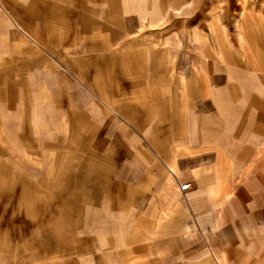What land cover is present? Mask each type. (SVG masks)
<instances>
[{"label": "crops", "instance_id": "obj_1", "mask_svg": "<svg viewBox=\"0 0 264 264\" xmlns=\"http://www.w3.org/2000/svg\"><path fill=\"white\" fill-rule=\"evenodd\" d=\"M244 3L0 0V132L89 191L79 264H264V0Z\"/></svg>", "mask_w": 264, "mask_h": 264}, {"label": "rangeland", "instance_id": "obj_2", "mask_svg": "<svg viewBox=\"0 0 264 264\" xmlns=\"http://www.w3.org/2000/svg\"><path fill=\"white\" fill-rule=\"evenodd\" d=\"M243 5L248 7L246 0ZM168 59L175 83L172 87L179 90L184 87L179 85L184 76L176 67L177 54L162 55L157 60ZM26 148L28 155L35 156L31 144ZM52 159L50 155L47 161ZM44 167V174L36 177L33 166L18 164L0 132V264H79L75 256L80 251L76 248L84 239L80 229L81 195L89 191L81 184L76 186V182L73 186L69 182V186L66 180H56L58 165L56 170L50 163ZM66 167L63 164L60 169L66 172Z\"/></svg>", "mask_w": 264, "mask_h": 264}, {"label": "built area", "instance_id": "obj_3", "mask_svg": "<svg viewBox=\"0 0 264 264\" xmlns=\"http://www.w3.org/2000/svg\"><path fill=\"white\" fill-rule=\"evenodd\" d=\"M173 175H174V174H173ZM174 178H175L176 183H177V185H178V189H179L182 193H184L185 191H187V190H189V189L191 188V184H190V182H187V181L182 182V181H180L175 175H174Z\"/></svg>", "mask_w": 264, "mask_h": 264}]
</instances>
